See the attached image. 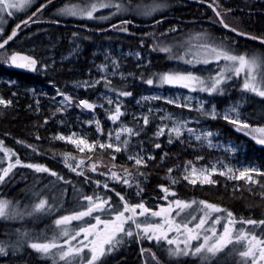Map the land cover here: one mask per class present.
Listing matches in <instances>:
<instances>
[{
  "label": "snow or ice",
  "instance_id": "obj_1",
  "mask_svg": "<svg viewBox=\"0 0 264 264\" xmlns=\"http://www.w3.org/2000/svg\"><path fill=\"white\" fill-rule=\"evenodd\" d=\"M197 3L205 8V15L211 12L207 18L212 25L219 26L216 29L221 32L219 37L206 29L185 33L178 23H171L163 15L157 19L155 14L168 7L165 0H77L59 7L57 0H0V65L45 77L55 71L54 58L15 50L10 45L22 30L32 25L59 26L65 18L73 17L96 24L90 31L132 37L140 24L150 21L152 28V31L141 30V50L127 54L135 56L136 72H124L120 56L106 48L104 60L95 65L96 74L89 69L87 79L73 82L77 89L85 92L91 89L95 93L92 98H79L57 87L51 78H47V83L54 88L53 95L35 88L24 90L23 94L31 99L25 107L37 114L41 112L40 98L50 100L42 123L35 125L37 129L47 125L50 119L70 129L75 127L76 130L67 134L57 131L51 138L75 147L79 156L61 153L64 167L82 178L79 183L88 185L92 191H81L71 178L45 163L22 161L16 151L0 139L3 154L0 185L7 184L15 176L14 169L22 166L54 178L53 186L62 187V197L71 186L75 197L74 207L53 220L55 230L51 239L29 242L27 230L16 229L15 240L10 237L0 240V257L15 256L26 243L52 264H107L125 243L135 242L138 264H221L229 245L232 247L227 254L239 258L236 264H264V218L238 216L205 199L182 198L174 187L181 182L216 185L218 180L213 177L218 175L226 181H244L249 188L251 185L264 188V163L233 167L217 160L210 165L199 164L205 159L203 155L180 161L178 155L170 156L163 149L166 142L178 143L194 152L204 148L237 152L235 145L221 144L216 139L218 133L205 126L209 120H223L255 144L264 146V115L255 120L244 115L239 101L228 103L223 110L213 103L233 87H238L241 96L253 94L264 103V31L254 33L238 19L229 21L227 17L234 15V9L223 0H197ZM50 9L45 18L44 14ZM21 11L24 18L6 32V20L15 18ZM137 18H140L139 23ZM164 24L168 27L160 31ZM80 27L87 29L88 25L81 23ZM71 35L79 38L76 31ZM149 38L151 43L145 54V40ZM241 38L258 42V49L241 50ZM79 47L77 44L69 55L75 54ZM152 53L162 55L167 64L155 68ZM117 77L119 83H114ZM129 78L146 85L150 94L134 96L127 83ZM6 84L9 95L0 94V108L5 110L18 104L20 96L19 91H11L17 87L15 80L9 79ZM129 97L135 100V107L126 102ZM153 102L174 106L180 112L165 111ZM70 109L79 110L74 123L63 119ZM184 110L197 115H186ZM85 126L93 129L91 135L85 131ZM8 135L4 133L5 137ZM35 140H41L39 131ZM15 143L40 154L37 144L19 139ZM156 150H160L159 153ZM170 160L172 163L165 172L167 182L156 185V195L151 198L156 203L150 205L144 195V180L148 176L145 170L150 166L162 167ZM47 188L45 185L44 189ZM32 195V203L23 207L19 201L0 197V219L24 220L51 215L64 202L63 199L57 201L55 196L50 201L44 190H33ZM72 221L80 222L81 226L69 229ZM248 226L251 229L246 231ZM256 229H260V235L256 234ZM145 242L148 247L144 246Z\"/></svg>",
  "mask_w": 264,
  "mask_h": 264
},
{
  "label": "trees",
  "instance_id": "obj_2",
  "mask_svg": "<svg viewBox=\"0 0 264 264\" xmlns=\"http://www.w3.org/2000/svg\"><path fill=\"white\" fill-rule=\"evenodd\" d=\"M63 1L64 0H57V5L61 4ZM165 2L167 3L168 7L155 14L157 19H159L160 16L163 15L171 23H178L183 32L206 29L212 30L213 34L217 37L221 35L220 31H216L219 26L212 25L207 18L208 16H211V12L208 11L207 15H205V8L196 1L165 0ZM223 3L226 6L234 9V15H229L227 17L229 21L234 22L238 19L242 22L243 27L254 33L264 31V0H223ZM44 16L45 18H47L49 14L45 13ZM22 18H24V13L21 16H17L7 21V23L4 24L5 31L9 32L11 27H13V25ZM139 20L140 19H137L138 23ZM78 22L79 21L77 20H66L63 21L59 26L51 25L48 23L32 25L30 29L22 30L19 33L18 38H15L14 43L10 42L11 48L15 50H22V47L20 48V46L16 45L18 44V41L26 39L30 35H35L32 40L30 39L29 43H39V41L41 40V36L49 33L58 35L60 38V41L57 43V45L51 46L48 49L49 52L54 53L55 56H59L65 51L67 43L70 42L69 38L71 37V33L73 31L78 32L81 39H84V37L86 36V33L83 32L84 28H81V24H79ZM86 22H88V24L92 26L94 24L93 22ZM149 23L150 21L145 22L144 24H140V28L135 31V37L123 34L119 35V37L117 36L118 38L116 39V44L120 46H128L131 48L140 49L139 39L141 37V30L152 31V28L149 27ZM167 27L168 24H164L160 28V31H163V29ZM89 34L91 35L92 39L104 38L106 36V33L99 34L96 32H89ZM149 43H151L150 38L145 40V53H147L146 48ZM239 43L241 45V50L258 48V42L248 41L243 38L240 39ZM40 52L41 49H36V51H33V54L41 57ZM88 57V46L86 45L84 47H80L79 52H77L76 54V58L55 60V71H50L48 73V77H45V75L43 74L34 72H22L14 69L13 67L0 65V77L16 80V82L18 83L17 87L12 89L20 92L18 104L6 110L0 108V131L8 133L13 137L26 141L28 143L37 144L41 150L48 153L50 156L52 154H55L54 152L58 153L61 151H74L71 144L53 140L51 138V135H53L57 131H66L65 126L58 125L54 120V122L50 121L47 125L40 127L39 129L35 127L37 123H42V118L44 116L45 110H41L39 114H34V112L29 111V109H27L25 105L30 103L31 99H29L28 96H25L23 94L24 92L21 90L29 87H37L39 89V86L51 89L52 86L47 83V78H51L56 81V85L58 87L66 91H70L71 87L69 86V82L86 76L85 70ZM152 60L155 68H159L167 64V62L163 60L162 55H158L156 53H152ZM0 88L5 96L9 95L10 89L6 85V83H1ZM39 90L42 91V89ZM236 91H238V87L230 88L227 95L221 98H226L228 96L234 97ZM85 95L86 93L84 91L79 90L77 92L78 97L85 98ZM250 95L252 96V98L249 100V105L246 108L251 110L252 114H258L259 116L264 115V103L261 102L259 97H255L253 94ZM41 100V109L43 106H46L47 113L50 103L46 101V97H42ZM76 111L78 110L70 109L65 116H73ZM210 123L211 127L219 131L224 137L231 139L234 142L243 144L244 158L263 163L264 146L255 144V142L250 137L245 136L243 133L235 131V129L231 125L223 120H211ZM37 131H39V135L41 136L40 141L35 140V134ZM150 134L151 132L149 130V135ZM0 137L6 140V143L15 145L12 139L5 137L1 133ZM163 139L164 138H161V140ZM22 149L25 152L27 151L26 148ZM163 149L164 151H167L170 156L175 157L178 155L180 161L192 160L194 159V156L196 154L203 155L205 159L203 161H200L199 163L206 162L210 158L216 157L221 153L207 148H204L203 150L197 149L194 152L190 148L186 150L178 143L169 145L166 142L163 145ZM159 151L160 150H156L157 153H159ZM24 158L27 159L26 157ZM31 160L33 162L45 163L50 168L60 172L61 174H63V171H66L56 160L49 159L48 157L43 155H38ZM180 161L176 162L179 163ZM117 162H120L119 155ZM171 163L172 161L170 160L162 167L150 166L145 170L148 173V176L144 181V186L146 189L144 195L146 198H148V202L150 205L154 206L156 203L155 200L151 199L156 195V185L160 182H167L165 179V172L166 168L170 166ZM19 169L20 168L14 169L15 176L7 184L0 185V197L7 198L13 201L14 197L17 196L15 195L16 191L25 189L22 187L23 185H27L33 180L37 181V178L34 177L36 173L28 168L26 169V176H22V178L25 177V180L21 179ZM38 175L40 176V178H38L39 181L45 180V177L48 176L47 174ZM67 175L68 177L66 178H71L73 183H75L81 191L85 193H89L92 191L91 187H89L88 185L79 183L82 178L77 177L73 173H68ZM216 179L218 180V184L216 185H190L187 182H181L174 187L182 198L197 200L205 199L211 203H218L222 207L232 210L238 216L250 215L256 219L264 218V195H262V193H264V188H261L259 185H251V187L249 188V186L245 185L244 181H226L225 178L221 176H216ZM12 192L14 193V195L12 194ZM64 205L66 207H74L75 205V197L72 195L71 186H68V192L66 199L64 200ZM58 211L60 210H56L51 215H42L41 217H39L38 223H35V225L32 227H27V229H24L27 230V232H30H28L27 238L29 242L35 241V239H37L39 235L43 239L48 238L50 233L53 231V224L51 221L52 215L56 212L58 213ZM17 224V220L6 221L0 219V240L9 237L12 240H15L16 231H13V227L19 228L21 231L23 230V227L21 225L19 227ZM144 246L148 247L147 242H145ZM227 253L228 252L225 250V254L221 257V264H229L230 260L237 259L236 256L228 255ZM137 256L138 245L135 242H127L126 245L122 247L119 254H116L111 259L107 260V264H138ZM0 264H52V261L50 259H46L37 255L32 249L28 248L27 244L25 243L23 246V251L18 252L15 256L9 254V256L0 257Z\"/></svg>",
  "mask_w": 264,
  "mask_h": 264
},
{
  "label": "rangeland",
  "instance_id": "obj_3",
  "mask_svg": "<svg viewBox=\"0 0 264 264\" xmlns=\"http://www.w3.org/2000/svg\"><path fill=\"white\" fill-rule=\"evenodd\" d=\"M75 2H77V0H64L61 4L57 5V7L61 6L64 3H75ZM146 2H147V0H146ZM51 11L52 10L50 9L47 14H50ZM23 13H24L23 11L18 12L16 14V17L23 15ZM11 19H13V18L7 19L6 20V23H7V21H9ZM137 19H140V18H137ZM66 20H77V21H79L78 22L79 24H81V23L87 24L88 25V28L87 29L84 28L83 32L86 33V36L88 37V39H81L80 36H79V38L74 39L72 37V35H71V37L69 38V41L70 42L67 43V46H66L65 51L62 54H60L59 56H55L54 53L49 52V50H48L51 46L57 45V43L60 41L59 40L60 39L59 36L58 35H55V34H49V33L48 34H44V35L41 36V40L39 41V43H33V44L32 43H29V41H30V39H33V37L35 35H30L26 39H22V40L18 41L17 42L18 44H16V45L17 46H20V48L22 47V50H24V51L25 50L26 51H31V50H35V49H41V52H40L41 57H52L55 60H62L61 57H67V59H69V58L70 59L76 58V54H77V52H79V49H78V51L75 54L69 55V53L71 52V50L77 44H79L80 47H84V46L87 45L88 46L89 57L87 59V66H86V70H85L86 76H83L81 78H78V79H75V80L69 82V86L71 87V90L68 91V92H70L73 95H76L77 96V92L79 90L84 91V89H82V88L81 89H77L75 87V85H74L73 82L74 81H79V80H85V79H87L88 78L89 69L92 70V74L93 75L96 74L95 65L101 63L104 60V54L103 53H104V49H106V48L111 49L112 52H113V54H115L117 56H120V58H121V69L124 72H126V73L127 72H136L135 71V68H136V58H135L134 55H127V54L128 53H134L135 51H140V49H135V48H131V47H128V46H120V45L116 44V42H117L116 39L119 37V35H122V34H116L114 32H108V33H106V36L104 38L92 39L91 38V35L89 34V32H92L93 33L94 31H90L89 29L95 28L96 25L93 24V26H92V25L88 24V22H86V21L85 22L84 21H80L78 18H73V17L65 18L63 21H66ZM89 23H91V21H89ZM102 26H105V25H102ZM189 32L194 33L195 30L187 31L185 33H189ZM96 33L101 34V32H96ZM99 34H97V35H99ZM123 35H125V34H123ZM145 54H147V53H145ZM63 60H65V59H63ZM49 62L51 63V61H49ZM7 80L8 79L5 78V77H0V84L1 83H6ZM114 83H119V78L118 77L116 78V80H114ZM127 83L129 85H131V87H130L129 90L133 91L134 96H136V95H138L140 93L150 94L147 91V86L146 85H141L138 82H134L131 78L128 79ZM30 88H35L37 90L42 89L43 92H47L49 95H53L54 94V88L53 87L51 89L44 88L43 86H39V89L37 87H30ZM30 88H25V89H30ZM25 89H23L22 91L24 92ZM11 91H15V90L12 89ZM85 93H86L85 96L87 98H92V97L95 96V93L91 89L88 90ZM0 94H3L1 88H0ZM165 94H168V93L165 92ZM28 98L30 99V96H28ZM46 98H47L46 101L48 103H50V100L48 99V97H46ZM79 98H81V97H79ZM251 98H252V96L250 94H248L246 96H241L240 92L239 91H236L234 97H229V96L226 97V98L217 97L215 100H213V103H215L217 105L218 109L223 110L227 106L228 103H232V102H235V101H239L240 104H241V108H240L241 112L244 115H246V116H249V115L252 116L253 119L255 120L256 118L259 117V115L258 114H252L251 110H249V109L246 108L249 105V100ZM41 99H42V97L40 98V102L42 101ZM57 99H59V97H57ZM126 102L131 107H135V100L132 97L127 98ZM153 103H157V106L163 107L165 109V111H175L177 113L180 112V109H176V108H174V106L164 105V104L158 103V102H153ZM41 110H45V113H44V115H45L46 114V106L45 107L43 106ZM29 111L34 112L32 110H29ZM78 111H76L73 114V116L72 115L71 116H64L63 119H65L66 121H68L70 123H74L75 120H76V116H77V112ZM97 111L100 112L99 109H97ZM184 111H185V114L186 115H191V116H196L197 115L195 112L188 113L187 110H184ZM34 114H35V112H34ZM59 118L60 117H57V119H59ZM100 118L103 120V115L102 114H101V117ZM42 121H43V118H42ZM50 121L51 122H54V120H52V119H50L49 122ZM210 121L211 120L207 121L205 126L208 127V128H210L213 132L218 133V135L216 136V139L219 140V142L221 144H231V145H235L238 148V151L237 152H234V153H231V152L226 153L223 148H220L219 150H217L215 148H212L213 150L217 151L218 153L221 152L223 154L220 153L218 156L213 157V158H210L206 162H202V163H199V164H207V165H210L211 163H215L217 160H222V161H224V162L232 165L233 167L246 166L249 163L255 164L257 166H259L260 164H262L261 162H256V161L248 160V159L244 158V154H243L244 153V146H243V144L242 143L234 142L233 140L224 137L219 131H217V130H215V129H213L211 127ZM61 126H64V125H61ZM74 130H76L75 127L71 128V129L68 128V127H66V131H61V132H64L65 134H67L69 131H74ZM85 131H87L89 133V135H91L93 133V129L88 128L87 126H85ZM0 133L2 135H4V132L0 131ZM7 137L10 138V139H12L14 141V143H15V140L18 139V138H15V137L11 136V135H8ZM51 137H52V135H51ZM161 138H163V137H161ZM0 139H3V138L0 137ZM19 140H21V139H19ZM62 142H64V141H62ZM5 144L7 146H9V147H12L16 151V153L18 154V156L20 157V159L22 161H24V162H33L31 159H33L34 157L38 156L37 154L33 153L31 149L27 148L23 144L15 143V145H12V144L6 143V140H5ZM22 148H26L27 151L25 152ZM39 150H40V154L39 155H43V156L48 157L49 159L56 160L66 170V171H63V174H62L65 177H68L67 174L68 173H71V172L67 168L64 167L63 157L61 156V153H63V152H69V153H72V154L77 155V156L80 155L77 152V150L75 149L74 146H73V150L74 151H61V152H58V153L54 152L55 154H52L51 156L48 153H46L43 150H41L40 148H39ZM2 155L3 154L0 153V157H2ZM117 155H119V154H117ZM24 157H26L27 159H25ZM263 163H264V161H263ZM18 168H20L19 169V173H20L21 179L25 180L24 179L25 177L22 178V176H26V169L27 168L26 167H22V166H20ZM93 176L95 177V174H93ZM216 176H218V175H216ZM216 176H214L213 178L216 179ZM34 177L37 178V181H34L33 180V181L29 182V184L23 185L22 187L25 188V189H22L21 191H16V193H15V195H17V196L14 197L13 201H19L21 207H23L25 204H31L32 203V201L34 199V197L32 195L33 190H44L45 193H46V195L49 197L50 201H51V199H52L53 196H55L57 198V201H59L60 199H63V201H64L66 199V196L67 195L66 196H63V197L61 196L62 187L61 186H53L54 185V178H48V176H46L45 177V180H42V181L40 180L39 181L38 178H40V176L38 174L34 175ZM101 179H102V177H101ZM45 185H48V188L47 189H44V186ZM50 185H52V186H50ZM12 194L14 195L13 192H12ZM23 201H26V202H23ZM72 208H73L72 206L66 207L64 205V202H63V204L60 206V208L57 209V210H60V211H58V213L56 212V213H54L52 215L51 221L53 222V220L55 219V217L57 215L66 214V212L68 210H71ZM41 216H39V217H41ZM39 217L38 218H25L24 220H17L18 221V224L17 225L19 227L21 225L23 227V230L22 231H24V229H27V227L28 228L29 227H32V226L35 225V223H38L39 222ZM75 225H77V226H75ZM79 226H81V224L78 221H72L68 225L69 229H76ZM52 228H53V231L50 233V235L46 239H51V237L53 236L54 230H55L54 229V225H53ZM16 229H19V228L13 227V231H16ZM249 229H251V226H248V228H246V231L249 230ZM218 230H222V229L218 228ZM255 231H256V234L257 235H260V229H256ZM32 239H34V238H32ZM44 240L45 239H43L40 235H39V237L37 239H35V241H37V242H43ZM125 245H126V243L124 244V246ZM231 247L232 246L229 245L227 247L226 251L228 252V250H230ZM241 250H243L242 247H241ZM22 251H23V249H22ZM22 251H20V252H22ZM238 259L239 258L237 257V259H235V260H230L229 264H236V261Z\"/></svg>",
  "mask_w": 264,
  "mask_h": 264
},
{
  "label": "water",
  "instance_id": "obj_4",
  "mask_svg": "<svg viewBox=\"0 0 264 264\" xmlns=\"http://www.w3.org/2000/svg\"><path fill=\"white\" fill-rule=\"evenodd\" d=\"M190 1H196L197 2V0H190ZM11 31V29L9 30V32ZM28 53V52H27ZM30 54V53H29ZM14 68V67H13ZM15 69H17V70H19V71H22V72H27V73H32L31 71H28V70H23V69H18V68H15Z\"/></svg>",
  "mask_w": 264,
  "mask_h": 264
},
{
  "label": "bare ground",
  "instance_id": "obj_5",
  "mask_svg": "<svg viewBox=\"0 0 264 264\" xmlns=\"http://www.w3.org/2000/svg\"><path fill=\"white\" fill-rule=\"evenodd\" d=\"M31 40H32V39H31ZM21 51H24V50H21ZM33 51H36V49H35V50H31V51H26V50H25V52H28V53H30V54H33ZM7 79H8V78H7ZM8 80H9V79H8ZM12 80H14V79H12ZM15 81H16V80H15ZM17 84H18V83H17ZM29 88H30V87H29ZM22 90H23V89H22ZM22 90H21V91H22Z\"/></svg>",
  "mask_w": 264,
  "mask_h": 264
}]
</instances>
